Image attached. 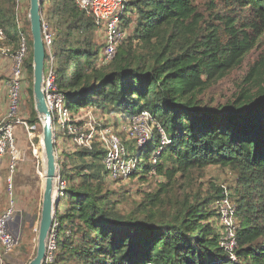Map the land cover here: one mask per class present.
Instances as JSON below:
<instances>
[{
    "label": "trees",
    "instance_id": "16d2710c",
    "mask_svg": "<svg viewBox=\"0 0 264 264\" xmlns=\"http://www.w3.org/2000/svg\"><path fill=\"white\" fill-rule=\"evenodd\" d=\"M42 1L43 23L52 37L46 61V70L52 68L51 92L66 103L71 123L80 127L83 122L73 114L88 107L124 119L149 110L169 139L161 144L154 130L143 145L124 140L135 161L130 179L145 181L155 174L165 180L144 192L129 215L120 213L119 196L114 199L119 194L105 191L106 150L98 140L91 147L63 150L57 157L65 186L51 237L55 248L48 249L51 259L44 264H264V59L251 65L234 101L212 105L200 98L243 64L255 45L249 26L257 33L264 26V0H227L235 14L243 10L254 18L245 29L236 26L237 18L220 15L215 25L195 0H125L123 27L134 25V30L108 63L103 44L93 39L100 29L93 14L77 0ZM15 4L0 0L3 43L13 45L12 53L20 30L27 31L15 21ZM24 62L33 76V53ZM32 116L35 124L34 107ZM58 124L55 119L56 133ZM211 165L231 169L236 185L212 186L205 194L172 202L168 187L178 174ZM226 192L239 217L235 259L220 245L213 207Z\"/></svg>",
    "mask_w": 264,
    "mask_h": 264
},
{
    "label": "rangeland",
    "instance_id": "374dc122",
    "mask_svg": "<svg viewBox=\"0 0 264 264\" xmlns=\"http://www.w3.org/2000/svg\"><path fill=\"white\" fill-rule=\"evenodd\" d=\"M210 1L211 0H195L200 10L205 14L206 19L213 22L215 25L221 22L215 19L217 15L227 18H237L236 26L239 29L247 28L244 23L249 25L254 22V18L248 12L238 10L235 14V11L231 10L229 6L230 2H227V0H214L215 2L212 3ZM3 6L5 8L9 7L5 2H3ZM29 9L30 0H16L13 10L17 25L22 29H27L25 32L27 34V41L28 38L30 39L28 36V28L30 27L28 24ZM133 26L127 27L128 34L133 32ZM247 32L251 34L252 38H255L254 47L247 53L240 67L232 69L225 78L218 82H213L203 95H201L200 98L204 103L225 105L228 102L234 101L243 88V79L251 65L257 60L264 59V26H262V32L260 31L259 33L249 26ZM93 39L99 45H102L104 43V31L97 30L93 35ZM5 47H10L12 50L13 45H8L0 41V128L7 123L13 125L14 145L0 157V169H3L0 174L2 178L0 179V189L2 191L0 207L2 209L1 212L4 211L8 207L12 197L15 212L12 221L9 222V229L16 238L17 244L10 254L6 256L4 264H28L34 258L37 251L39 221L45 184L46 164L41 141L43 123L38 113L37 117L39 120L35 124L30 123V120L33 118L32 110L33 107L35 108V101L34 95L29 92V88H33L34 80L33 76L26 70L25 62L23 64L19 106L13 114L14 117H17L20 121L9 118L12 111L11 105L13 103V97H11L10 92V82L14 77L16 63L14 53H12V51H5V49H3ZM47 48L49 49L48 46ZM28 53H33V46L29 45ZM55 102L60 103L62 101L55 100ZM64 104L66 105V103ZM70 116L71 115H69V117ZM73 116L75 119H79L83 122V124H81V132L86 136H89L91 133H97L101 128L111 127L114 133L118 134L123 139V142L124 140L128 142L133 140V138L129 137V132L123 129L126 119L120 115L115 116L113 114H106L102 112V110L88 107L78 110ZM23 121L28 123L29 129L22 123ZM104 125L105 127L103 128ZM57 129L61 131L57 133L55 131L56 136H62L56 140L57 157L60 155L59 159H61V152L63 150L70 151L74 149L76 143L74 137H68L70 134L68 130H62L61 124L57 125ZM156 145L157 144H155L154 150L150 152L151 155L158 149ZM14 155L18 158L12 169L11 164ZM58 175L60 177V168H58ZM161 181H165L164 178L155 174L150 175L145 181L139 180L138 178L126 179L125 181H110L107 179L105 191L111 190L117 192L119 195H115L114 199L117 198L118 200L119 196L120 201L118 200L117 206L120 213L129 215V213L142 201L143 193L156 190ZM221 185L226 188L234 187L236 185V174L229 168L211 165L204 171L194 170L186 176H180V174H178L174 185L168 187L170 192L168 195L169 197L172 195V202H178L177 200H184L186 194L190 196L198 192L205 194L209 189H212V186ZM57 189L56 193L58 195ZM171 206L173 207V205H170L169 209ZM38 213L39 217H37ZM37 218L38 221L35 225ZM52 235L53 233L50 237H52Z\"/></svg>",
    "mask_w": 264,
    "mask_h": 264
},
{
    "label": "built area",
    "instance_id": "2783aa9c",
    "mask_svg": "<svg viewBox=\"0 0 264 264\" xmlns=\"http://www.w3.org/2000/svg\"><path fill=\"white\" fill-rule=\"evenodd\" d=\"M82 8H85L89 13L93 14L100 24V29L104 31V43L102 49L103 62H110L121 44V42L128 35V31L123 27V19L121 11L125 7V0H77ZM18 27H20L18 25ZM21 28V27H20ZM46 25L44 24V38L45 43L50 47L52 43V37L47 33ZM6 40V33L0 26V41ZM29 43L27 41V34L20 30L19 32V47L14 53L15 59V72L12 78L10 92L13 97V103L11 105V113L9 118L12 120H19L14 117V113L19 106L20 100V88L23 78V64L25 58L28 56ZM7 52H11L10 47L3 48ZM52 68L46 70V82L45 93L49 103V107L53 113L54 120L56 119L59 124L66 127L70 134L73 135L75 143L79 146L91 147L94 140H98L103 148L106 150L104 157V165L108 172L110 181H125L130 179L133 168L135 167V161L130 158L128 148L123 142V139L115 134L111 127H106L97 131V133H91L86 136L81 132V126L71 123L70 111L67 109L63 100L52 94ZM60 100L62 102H55ZM64 106V107H63ZM20 121V120H19ZM26 128H30L26 121L22 122ZM123 129L129 132L131 138L136 140L137 145H143L149 140H152L154 130L160 132L161 144H166L169 139L158 123L155 117L149 110H143L138 114L128 117L124 121ZM14 145L13 125L7 123L0 128V157H2L10 148ZM160 149V148H159ZM17 156H13V162L11 168L15 166ZM65 183L58 181V193L60 188L64 187ZM213 207L217 212V225L219 229V242L224 250L230 254L231 258L235 259V250L238 247V228L239 217L236 211V205L234 201L229 197L228 192L225 196L218 200ZM14 203L12 197L8 204V207L0 212V264L5 263V258L14 249L17 244V240L9 229V222L12 221L15 212ZM55 248L54 240L50 237L48 241V249L53 250ZM49 260L51 256L47 257ZM231 264V263H230Z\"/></svg>",
    "mask_w": 264,
    "mask_h": 264
},
{
    "label": "water",
    "instance_id": "95a60500",
    "mask_svg": "<svg viewBox=\"0 0 264 264\" xmlns=\"http://www.w3.org/2000/svg\"><path fill=\"white\" fill-rule=\"evenodd\" d=\"M43 1L30 0L29 21L33 46V95L35 110L43 123L42 148L45 158V184L38 230L37 251L28 264H44L48 241L53 233L59 197L56 193L58 162L53 113L45 93L47 47L44 38ZM58 190V189H57Z\"/></svg>",
    "mask_w": 264,
    "mask_h": 264
},
{
    "label": "crops",
    "instance_id": "0c3cea01",
    "mask_svg": "<svg viewBox=\"0 0 264 264\" xmlns=\"http://www.w3.org/2000/svg\"><path fill=\"white\" fill-rule=\"evenodd\" d=\"M1 171H0V174H1V172H2V170L3 169H0ZM0 179H2L1 177H0ZM0 188H1V186H0ZM1 196H2V191H1V189H0V202H1ZM1 207H0V212H1ZM37 217H39V213H38V216ZM37 221H38V218H37V220L35 221V225H36V223H37Z\"/></svg>",
    "mask_w": 264,
    "mask_h": 264
}]
</instances>
